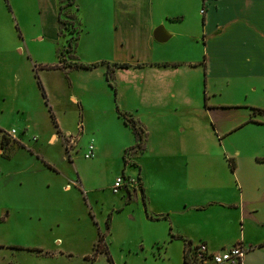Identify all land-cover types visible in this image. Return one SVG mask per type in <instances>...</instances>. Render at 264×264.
<instances>
[{
	"label": "rangeland",
	"instance_id": "rangeland-1",
	"mask_svg": "<svg viewBox=\"0 0 264 264\" xmlns=\"http://www.w3.org/2000/svg\"><path fill=\"white\" fill-rule=\"evenodd\" d=\"M41 1L0 0V264H181L182 248L170 236L169 220L150 213L146 200L143 206L138 188L113 192L115 176L143 182L146 177V194L154 202L160 189L149 162L156 151L206 150L215 156L234 149L262 152L264 129L245 125L223 136L228 121L212 108L208 112L205 101L217 102L224 95L206 94L200 78L199 98L191 92L178 95L171 113L164 110L158 117L161 132L146 131L143 149L128 150L123 157L134 137L117 115L116 109L125 112L115 93L116 88L125 90L126 84L111 80L109 85L104 72L100 79L101 65L91 61L95 53L85 45V37L80 40L87 31L86 10L75 11L78 37L71 53H62L72 29L66 26L61 31V15L73 12L77 3L61 9V0H54L52 35L50 15ZM43 18L48 29L37 40ZM79 40V56L89 62L77 54ZM71 56L93 65L71 69L73 86L55 69L42 67ZM71 94L81 95L83 111L76 113L67 100ZM131 94L132 88L121 98L129 106L136 102ZM237 112L245 120L244 111ZM10 129L14 138L4 135ZM88 145L92 155L84 157ZM245 194L255 199V213L236 225L213 221L217 207L198 213L213 237L229 239L224 248L235 244L238 230L244 228L252 238L250 264H264V199L251 189ZM194 196L218 201L222 194L204 187ZM99 236L106 253L94 246Z\"/></svg>",
	"mask_w": 264,
	"mask_h": 264
},
{
	"label": "crops",
	"instance_id": "crops-1",
	"mask_svg": "<svg viewBox=\"0 0 264 264\" xmlns=\"http://www.w3.org/2000/svg\"><path fill=\"white\" fill-rule=\"evenodd\" d=\"M74 2L77 10L87 12V31L80 40L85 37V45L95 53L91 61L116 65L112 82L126 84L125 90L116 88L117 105L137 120L146 133L150 134L153 128L161 132L158 117L163 116L164 110L171 113L178 95L191 92L199 98L200 78L206 94L220 98L224 95L217 102L205 101L210 106L208 112L212 108L220 119L228 121L222 129L223 136L245 125L264 129V117H250L249 110V107L264 109V0ZM41 4H45V13L50 15V33L55 35L54 0H42ZM157 26H161L163 36L167 37L163 42L152 38ZM39 28L42 33L37 40L48 29L45 18L40 20ZM101 66L98 67L100 79L104 72ZM52 71L62 74L67 85L73 86L71 69ZM130 88L132 98L136 99L133 106L121 100L125 93L129 96ZM67 100L76 107V113L83 111L81 95L71 94ZM237 110L244 111L245 120ZM111 114L114 117L112 106ZM152 158L151 177L160 191L153 202L146 194V177L144 182L138 178V189L144 202L147 201L149 212L169 220L170 236L180 242L181 248L183 240L203 241L212 250L224 248L229 242L213 237L198 211L217 207L220 210L213 221L227 227L255 213V199L245 194L246 189L258 192L264 199V151L224 150L215 156L206 150L195 153L184 149L161 150ZM204 187L215 189L222 197L218 201L195 197ZM237 236L235 244H248L245 254L249 252V256H243V260L250 264L252 238L245 234L244 228L238 230Z\"/></svg>",
	"mask_w": 264,
	"mask_h": 264
},
{
	"label": "trees",
	"instance_id": "trees-1",
	"mask_svg": "<svg viewBox=\"0 0 264 264\" xmlns=\"http://www.w3.org/2000/svg\"><path fill=\"white\" fill-rule=\"evenodd\" d=\"M67 3L73 5L74 0H65L64 3H62V0H61V9L66 7ZM75 11H77L76 6H74V8H73V12H71L69 14L67 13L64 16L61 15V23H60L61 31L63 29H65L66 26H70L72 29V33H70L69 34L70 36L68 37V39L65 40L66 45L63 46V48L61 50L62 53H66V52L71 53V51L73 50V47L76 43L77 37H78V33L80 30V28H79L80 24L76 18ZM99 64L104 66V68H105L104 69L105 79L107 80V83L110 85V81L112 79L113 69H114V67H116V65L115 64H107L104 62H100ZM92 66L93 65L83 64V63L77 61V59L74 56H71L69 58V60L62 59L61 62L55 63L54 65H51V66L44 65L42 67L46 68V69H75V68H89ZM125 66L126 65H119L118 67H125ZM39 84L40 83H38V86H40ZM40 89H41V86H40ZM41 93H42V96L44 97L42 90H41ZM249 110H250V117H254L256 115L264 117V109L249 107ZM116 112H117V115L122 118L123 123L131 129V132H132L133 137H134V144L125 148L123 150L122 156L124 157V154L128 150L140 152L143 149V134H145L143 126L141 124H139L137 122V120L133 119L129 114L120 113L117 111V109H116ZM248 121H254V120L249 119ZM53 124H54V121H53ZM136 179H137V181L139 180L138 177ZM140 196H141L142 203L144 206L145 205L144 197L142 194ZM106 222H107V220H106ZM183 243L188 244L189 241L183 240ZM94 246L97 249H99L100 251L102 250L103 252L106 253L104 244L102 243V237L101 236H99L97 238V241L94 244Z\"/></svg>",
	"mask_w": 264,
	"mask_h": 264
},
{
	"label": "built area",
	"instance_id": "built-area-1",
	"mask_svg": "<svg viewBox=\"0 0 264 264\" xmlns=\"http://www.w3.org/2000/svg\"><path fill=\"white\" fill-rule=\"evenodd\" d=\"M15 131L10 129L4 135L14 138ZM92 155V148L90 145L86 147L84 157ZM122 188H138L139 183L137 179L130 177H123V175L115 176L111 190L117 191ZM246 249L240 244H233L227 248H220L212 250L207 247L203 241L183 243L181 252V264H242L243 256Z\"/></svg>",
	"mask_w": 264,
	"mask_h": 264
},
{
	"label": "water",
	"instance_id": "water-1",
	"mask_svg": "<svg viewBox=\"0 0 264 264\" xmlns=\"http://www.w3.org/2000/svg\"><path fill=\"white\" fill-rule=\"evenodd\" d=\"M152 38L157 42H163L167 37L163 36L161 26H157L152 32Z\"/></svg>",
	"mask_w": 264,
	"mask_h": 264
}]
</instances>
